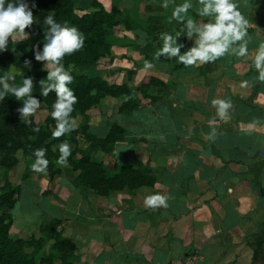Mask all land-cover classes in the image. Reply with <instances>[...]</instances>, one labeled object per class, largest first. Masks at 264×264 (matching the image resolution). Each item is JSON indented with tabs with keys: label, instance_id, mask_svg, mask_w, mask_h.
Returning <instances> with one entry per match:
<instances>
[{
	"label": "crops",
	"instance_id": "0c3cea01",
	"mask_svg": "<svg viewBox=\"0 0 264 264\" xmlns=\"http://www.w3.org/2000/svg\"><path fill=\"white\" fill-rule=\"evenodd\" d=\"M93 1L118 23L107 38L113 58L97 63L104 80L116 85L129 84L131 89L152 80L146 95L158 100L138 95L134 110L128 115L120 114L118 121L111 123L125 131L130 128V136H135L138 147L153 148V157H144L145 168L132 167L154 174L157 181L152 188L141 187L131 193L122 190L99 197L90 189L79 191L72 187L64 180L65 176L61 179L62 170L52 180L47 172L40 173L53 188H47L50 191L39 199L40 212L33 211L34 219L38 224L45 221L41 217L45 204L41 202L55 198L53 195L66 188L64 194L69 202L63 211H48L46 207L45 213L49 215L47 220L61 221L65 238L76 247L72 264H176L193 252L199 254L194 264H251L249 243L264 235V83L254 79L257 73L250 63L230 56L198 67H184L175 63L174 58L161 57L154 61V69L144 73L143 60L152 59L161 44L159 34L163 31L174 34L179 29L176 21L169 20L171 6L163 10L159 0H73L75 13L94 11ZM239 3L250 21L252 50L264 39V0H239ZM195 14V7L189 10V16L195 18ZM125 23L130 30L123 29ZM178 42L185 45L181 53L192 45L183 36ZM124 60L128 64L120 63ZM241 80H248L249 86L240 88ZM213 98L231 100L230 120L216 117L211 105ZM104 102L120 105L109 98ZM212 120L216 123L210 124ZM81 124L77 126L82 127ZM105 124L108 132L110 123ZM213 128L217 136L210 141L206 135ZM152 130L159 131L156 139L150 137ZM107 132L102 136L88 133L104 137ZM81 140L85 145L80 150H86L89 143ZM172 151L180 157H155L160 152ZM15 158L17 167L27 165V172L33 174L28 160L34 158L20 151ZM105 158L92 157V160L103 163ZM131 160L124 158L123 163L111 165L120 168ZM151 192L169 194V207L146 209L143 197Z\"/></svg>",
	"mask_w": 264,
	"mask_h": 264
},
{
	"label": "trees",
	"instance_id": "16d2710c",
	"mask_svg": "<svg viewBox=\"0 0 264 264\" xmlns=\"http://www.w3.org/2000/svg\"><path fill=\"white\" fill-rule=\"evenodd\" d=\"M27 2L30 8L33 2L35 3V7L32 8L33 17L39 22L34 23L31 29H25L30 38L43 37L46 28L43 20L49 14H53L61 22L67 21L77 25L85 34L84 48L64 58L66 67L69 64L74 66V80L70 87L74 89L78 103L74 106L72 116L84 117L91 108L100 106L107 98L121 102L117 109L121 115H128L134 110L138 104V95L151 101L158 100L146 95L151 79L133 90L127 84H110L101 76L75 74V69L92 66L104 58L112 57L107 38L110 30L118 23L98 2H92L94 11L81 15L75 13L73 0H27ZM123 29L130 30L131 27L125 23ZM41 43L43 41L28 45L24 42L11 41L8 49L0 52V72L10 68L20 71L23 76L33 78L32 94L36 96H40L39 81L47 76L42 67L45 62L36 61L34 58L33 46L39 47ZM26 61L30 62L29 66L25 64ZM158 85L161 86V83L158 82ZM40 99L41 105L47 111L42 123L36 122L34 116L28 118L30 122H26L18 111L21 104L14 97H6L0 102V171H11L16 166L17 152L34 158L33 150L45 147L49 160L48 176L49 178L59 176L61 170L55 167L59 152L54 146L67 140L75 146L69 157L68 166L74 174L72 183L77 190L90 189L96 196L107 197L113 192L125 190L131 193L141 187L155 186L157 180L154 174L144 173L130 165L118 168L116 165L92 160L91 156L96 150L106 155L112 153L123 142L126 132L124 128L116 123H110L107 134L104 137H96L88 133L86 126L77 127L75 131L53 139L51 132L55 121L51 118L50 111L55 94L49 93L47 97L40 96ZM35 127H39V132L33 131ZM78 137L89 143L86 150L77 148ZM18 191L9 183L0 186V264H52L55 260L60 264H72L76 247L63 236L60 220L41 222L38 239L32 236L29 240H14L10 237L13 224L10 213L15 207L14 196ZM47 244L50 245V253L39 257ZM251 264H264V246L260 243L252 247Z\"/></svg>",
	"mask_w": 264,
	"mask_h": 264
},
{
	"label": "clouds",
	"instance_id": "9594fccd",
	"mask_svg": "<svg viewBox=\"0 0 264 264\" xmlns=\"http://www.w3.org/2000/svg\"><path fill=\"white\" fill-rule=\"evenodd\" d=\"M171 6L170 21H176L179 29L173 34L163 31L159 34L160 46L152 55V59H144L141 71L147 73L155 68L154 61L161 57L173 59L175 63L184 67H198L205 64L217 62L220 58L230 56L238 61L250 63L257 75L255 80L264 83V39L250 50L249 33L250 21L241 11L239 0H159V7L168 10ZM27 0H0V52L8 49L9 43L13 40L24 41L29 33L26 28L31 29L34 23H39L34 17L32 8ZM196 8L195 18L189 16V10ZM207 18V19H205ZM43 24L46 25L43 31V43L39 47L33 46L34 58L36 61H44V68L47 69L45 79L39 81L40 96L47 97L49 93L55 94L51 105L50 116L55 121L51 132L53 139L65 136L77 127L76 118L71 114L74 106L78 103V97L74 89L70 87L73 83L74 66L64 63L66 56L80 51L85 45V34L75 24L67 21L57 20L53 14L44 17ZM130 37L132 33H127ZM186 37L192 41V45L183 53V43L178 38ZM121 64H128V61H120ZM30 65L29 61L25 62ZM131 66V65H129ZM120 75H123L121 73ZM16 73L8 68L0 72V102L6 97H14L19 101L21 107L18 109L20 116L25 118L34 116L41 108L40 96L33 95V81L31 77L23 76L19 84L15 83ZM240 88L249 86L248 80L240 81ZM212 107L216 110V117L221 121L231 119L232 102L228 98H213ZM216 120L210 121V124ZM249 128L253 125H249ZM39 132V127L33 128ZM217 131L213 128L206 138L214 141ZM59 156L56 164L60 167L69 165V157L72 155L71 145L67 140L61 141L54 146ZM47 149L39 147L33 150L34 162L31 170L34 173H46L49 160L46 157ZM231 191V189L229 190ZM170 195L162 192H151L143 197V205L146 209H167Z\"/></svg>",
	"mask_w": 264,
	"mask_h": 264
},
{
	"label": "rangeland",
	"instance_id": "374dc122",
	"mask_svg": "<svg viewBox=\"0 0 264 264\" xmlns=\"http://www.w3.org/2000/svg\"><path fill=\"white\" fill-rule=\"evenodd\" d=\"M120 29L122 30V27H120ZM112 35H114V34L111 33V36ZM139 36H140V38L145 37V35H139ZM127 39H129V37L124 38L122 40H127ZM13 41L24 42L28 45H31V44H34L35 42L38 43V42L43 41V37L38 36L36 38H30L28 36V38L25 39L24 41H19V40H13ZM115 41H113V42H115ZM118 43H121V42H118ZM112 58H113V56L111 58H108V59L111 60ZM104 59L108 60L106 58H104ZM105 60H104V62H105ZM110 62H112V61H110ZM42 67H43V70H45V72H46L47 69L44 68V66H42ZM12 70H14V69H12ZM14 71L16 73L15 83L19 84L21 82L23 75L18 70H14ZM111 71H112V69H111ZM75 74L76 75H86L87 74V75H91V76H101V77L104 76L103 72L101 70L97 69V64L92 65V66H88V67H84V68L75 69ZM108 74H110V73H108ZM33 80L34 79L32 78V81ZM132 89L135 90L134 88H132ZM101 103L103 104V105L101 104L102 105L101 107H95L94 109L89 111L88 114H86L84 117L78 116V120L76 119L77 125H80L82 123L81 124L82 127L86 126L88 128V132L97 133L98 136H102L107 132L108 128H107V125L105 123L116 122V121H118L117 118L121 117L117 111L118 105L110 104V103L107 104V102L106 103L101 102ZM114 103L120 104L121 102L118 101V102H114ZM41 108H42V110L38 109L37 110L38 112L36 114L35 113L33 114L36 122H38V123L39 122L42 123V121L47 116V111L45 110L43 105H41ZM128 128H129V126H128ZM140 129L145 132V129L143 127H140ZM130 131H131L130 128L126 131V135L123 139V142L120 144L121 145L120 148L115 150V152L113 151L109 155H106V154L101 153L100 151H97L94 154H92L91 157H106L104 162H107L109 164H113V162H117V161H120L121 163H123L124 158H129V159H133V160H131V162L129 161L130 166H139L141 168H145V158L144 157H153V153H155V152L154 151L151 152V150L153 149L151 146H144V147L140 146V147H138L137 144L135 143L136 138H135V136H133V137L130 136ZM133 131L139 132V129L133 130ZM161 131L163 132V130H161ZM148 133H149V131H148ZM156 133H159V131L158 130H155V131L152 130V134L150 135L151 139L157 138V136H155ZM141 139H143V138L141 137ZM137 140H139V139H137ZM69 144L71 145V148L73 150L75 148V146L70 142H69ZM84 145H85V143L81 140V138L79 140L77 139V145H76L77 148H79V149H80V147L83 148ZM21 157L22 156L19 155L20 161L23 160V157L22 158ZM133 157L134 158L137 157V158L134 159ZM155 157H180V156L177 152L175 153V151H172L170 153L168 152V153H164V154H162L160 152V154L159 153H158V155L156 154ZM33 162L34 161H32V160H28L30 167H31V164ZM20 163L23 164L24 166L27 164L25 162H20ZM27 167H28L27 165L25 168H23L22 165H19L17 167V164H16V166L11 171H0V186H2L4 183H9L12 188H17L19 190L18 193L14 196L15 207L13 208V210L10 213V215L12 217V221L14 222V224H12L13 226H11V229H10V232L12 233V235L10 237L12 239H15V240H17V239L29 240V238H31L33 235L38 237V238L40 237V234H39L40 224H38L36 222V220L34 219L35 215H34L33 211H39L40 212V210L38 208V204L40 203L39 199H42V197L46 195L45 193H47V191H50V189L53 188L52 185L49 186V184L45 180H43V178L45 179V175H41L40 173H34V172H33V174H30L27 172ZM55 167L57 169L59 168L60 170H62V175L60 174L61 175L60 178L62 179L65 176L64 180L68 181V183L71 184L72 187H75L72 183L74 174L71 171V169L69 168V166L60 167L56 164ZM57 179L58 178H56V181H57ZM51 180H52V178H51ZM49 187H50V189L47 190V188H49ZM63 191L64 192H60V193H57L56 195H53V197H55V198L51 199V197H50V198H48V200H45V202H41L42 203L41 205L45 204L44 212L42 210V216H41L42 219L47 221V219L49 217V215H47V213H45V211L47 212L46 207H48V211H49V209H55V210L57 209L58 211H63V209L67 206L69 200H67V198L64 194V193H66L65 192L66 188H64ZM61 218H62V220H64V219L66 220V217H61ZM37 221H39V219H37ZM60 228H61V226H60ZM76 228L80 230L79 226H76ZM63 236L65 237V228L63 229ZM259 243L262 246H264V235L263 234L259 235L257 237V239H253V241L250 242L249 244L253 247ZM49 253H50V245L47 244L45 246V248L39 254V257L44 256V255H48ZM52 264H60V262L58 260H55ZM176 264H178V263H176Z\"/></svg>",
	"mask_w": 264,
	"mask_h": 264
},
{
	"label": "built area",
	"instance_id": "2783aa9c",
	"mask_svg": "<svg viewBox=\"0 0 264 264\" xmlns=\"http://www.w3.org/2000/svg\"><path fill=\"white\" fill-rule=\"evenodd\" d=\"M198 258L199 254L193 252L184 260V262L178 264H194Z\"/></svg>",
	"mask_w": 264,
	"mask_h": 264
}]
</instances>
